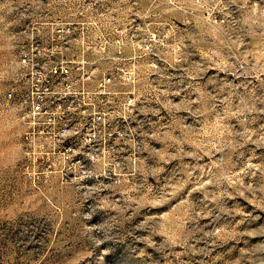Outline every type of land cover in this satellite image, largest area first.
I'll list each match as a JSON object with an SVG mask.
<instances>
[{
	"label": "rangeland",
	"instance_id": "374dc122",
	"mask_svg": "<svg viewBox=\"0 0 264 264\" xmlns=\"http://www.w3.org/2000/svg\"><path fill=\"white\" fill-rule=\"evenodd\" d=\"M0 264H264V0H0Z\"/></svg>",
	"mask_w": 264,
	"mask_h": 264
},
{
	"label": "built area",
	"instance_id": "2783aa9c",
	"mask_svg": "<svg viewBox=\"0 0 264 264\" xmlns=\"http://www.w3.org/2000/svg\"><path fill=\"white\" fill-rule=\"evenodd\" d=\"M61 72H67L68 70L66 68L60 70Z\"/></svg>",
	"mask_w": 264,
	"mask_h": 264
}]
</instances>
